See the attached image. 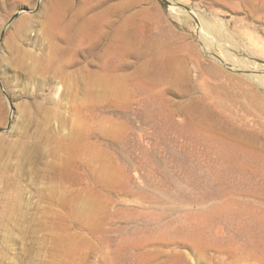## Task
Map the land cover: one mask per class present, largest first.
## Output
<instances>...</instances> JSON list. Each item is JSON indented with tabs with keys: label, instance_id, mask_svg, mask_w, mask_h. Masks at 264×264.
Instances as JSON below:
<instances>
[{
	"label": "rangeland",
	"instance_id": "rangeland-1",
	"mask_svg": "<svg viewBox=\"0 0 264 264\" xmlns=\"http://www.w3.org/2000/svg\"><path fill=\"white\" fill-rule=\"evenodd\" d=\"M169 1L264 49V0H63L66 20L85 13L81 25L103 31L100 49L79 56L49 37V0H0V264L264 263L250 247L264 235V154L216 153L184 115L202 86L144 75L155 59L187 80L214 67L195 22ZM22 17L27 31L11 37ZM130 29L142 57L91 75ZM89 30L74 42L93 41ZM215 66L234 85L219 91L221 120L238 125L241 107L237 130L264 145V87Z\"/></svg>",
	"mask_w": 264,
	"mask_h": 264
},
{
	"label": "bare ground",
	"instance_id": "bare-ground-1",
	"mask_svg": "<svg viewBox=\"0 0 264 264\" xmlns=\"http://www.w3.org/2000/svg\"><path fill=\"white\" fill-rule=\"evenodd\" d=\"M8 1L16 4L17 1H28V0H8ZM49 1L52 9V11H50L49 13L50 17H48L51 25V31L48 34L50 38L57 40V42L59 43L62 42L64 44H67L68 46H75V49L71 50L75 56H79L80 54H89L95 49H100V47L103 44L101 40L103 37V31L99 28L98 29L94 28L93 26L89 27L90 28L89 34L92 36L93 41L86 40L81 43L74 42L78 34L85 32L87 29H89V28H85L80 23L81 19L82 22L88 19L85 17L84 15L85 13L79 18L66 20L67 17L64 14V10L61 9V4L63 0H49ZM169 7H171L170 11L177 12V14L185 16L195 22L198 35L200 36V40L204 45V48L201 51L205 54L206 53L212 54L214 56L213 62H211V64L214 65V67L207 66L202 70H198L193 77L194 79L191 77L187 80V77L185 75H191V74H181L180 72L184 71L183 67H179L176 65L173 66L171 64L167 66L166 64L161 63L160 60L155 59L150 65L153 72L155 73H150V71L147 70L144 73V75H148V74H154L155 76L157 75V77L160 78L161 81L169 85H172L174 88H177V90L180 91L187 89L188 85H190V81L192 80L198 86H200L199 87L200 89L202 86L201 93H199L201 94V96L197 95V97H195V99L191 102L190 106L187 108L184 115L186 121L195 129L198 136L201 135L202 137H207V139H209L210 142H212L215 145L214 149L216 153L227 154V155L240 154L243 152L264 154V145L258 144L259 138L260 137L262 138L261 134H255V133L253 134L252 132H254V129L249 128L246 130L248 133L249 132L251 133L252 137L250 136V138H247L246 134L242 135L240 133L241 132L240 129H239L240 132L239 130H237V127L240 128L242 127V125L246 124L245 121V119L247 118L246 110L242 109L241 107L238 108V110H236V112H238V122H239L238 125L232 123V126H230L231 124L227 126L221 120L224 114V109L226 110V108L222 106V104H225L224 103L225 98L223 96H220L219 91L223 90V85H226L229 88L231 87L234 88V85L231 82V78L222 75V71L217 69V67L215 66L217 65L224 69L228 68L230 70H233L236 73V75H241L243 79L242 80L239 78L238 79L242 84L246 85V87H248V85L252 87L253 85L255 86L254 87L255 89H257L256 87L263 88L264 87V49H259L257 47L246 46V45L241 47L238 45V42L227 36L226 31L223 30L224 28H222V31H220L219 29L216 30L211 26L212 24L209 23L212 21L209 20L206 21L207 18L206 20H204L203 17L197 12H194L191 9H190L191 11H188L183 7L178 9L174 7V5H172L170 1H169ZM94 16L97 18H102V17L106 18L108 17V14L98 12ZM25 21H26V17H22L17 21V23L12 28L13 29L12 32L10 33L11 37H15L17 35H24V33L27 31ZM221 22H223V20H221ZM80 25L82 27H80ZM134 32H135L134 30L130 29L128 32L123 34V39L120 40L119 44L110 45L107 48L108 59L104 61L102 65L98 67L97 70L92 71L91 75H117L116 73L121 71V67L125 63V58L126 57L128 58L130 54L136 55L138 56V58H141L142 57L141 54H143V52L141 53L140 50L136 47L137 44L134 43V39L136 38V34ZM87 36L89 37V35ZM137 46L141 48L139 45ZM199 59L200 58H197L195 62L198 63ZM124 71H125V67H124ZM203 75H207L210 79L214 81L215 84L211 88L208 89L206 87V83H208L209 79L205 77L203 78ZM147 80H149V78ZM104 86H106V84L103 82V87ZM196 89H198V87ZM167 91L169 90L167 89ZM211 102H215L214 103L215 105L210 106L209 103ZM222 145H227V146H222ZM258 190L256 192H258ZM260 221L261 220H259V222ZM258 240L259 241L255 242V245L250 243V247L255 246L258 251L264 254V244H262V242L264 241V235L260 236ZM248 248L249 245H246L244 247V249H248ZM261 259H264V256L261 257ZM258 262L261 263L262 261L258 260Z\"/></svg>",
	"mask_w": 264,
	"mask_h": 264
}]
</instances>
